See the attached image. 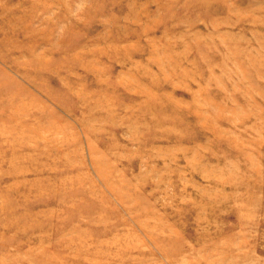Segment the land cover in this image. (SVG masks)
<instances>
[{"label":"rangeland","instance_id":"1","mask_svg":"<svg viewBox=\"0 0 264 264\" xmlns=\"http://www.w3.org/2000/svg\"><path fill=\"white\" fill-rule=\"evenodd\" d=\"M0 264H264V0H0Z\"/></svg>","mask_w":264,"mask_h":264}]
</instances>
